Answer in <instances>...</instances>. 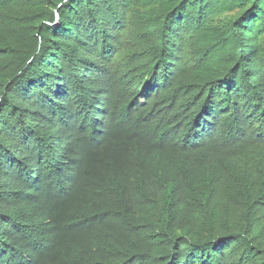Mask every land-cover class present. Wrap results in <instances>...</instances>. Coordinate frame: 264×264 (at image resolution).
Returning <instances> with one entry per match:
<instances>
[{
  "label": "trees",
  "instance_id": "16d2710c",
  "mask_svg": "<svg viewBox=\"0 0 264 264\" xmlns=\"http://www.w3.org/2000/svg\"><path fill=\"white\" fill-rule=\"evenodd\" d=\"M0 264H264V0H0Z\"/></svg>",
  "mask_w": 264,
  "mask_h": 264
},
{
  "label": "clouds",
  "instance_id": "9594fccd",
  "mask_svg": "<svg viewBox=\"0 0 264 264\" xmlns=\"http://www.w3.org/2000/svg\"><path fill=\"white\" fill-rule=\"evenodd\" d=\"M144 97L147 96L141 95L139 97L141 103H144ZM153 99L159 105L163 113L165 115H170L172 117L173 122H175L176 124L175 127L173 126L170 130L168 129L167 132L162 133L160 135L161 139L169 138L173 142L179 140L188 148L191 147L192 144L198 140V136L200 135V133H198L195 128H193V124H191L193 134L191 137H188L185 133L184 126H182L183 121L175 116L172 111V105L159 102L155 97H153ZM83 114L85 116L86 123L89 124L94 131L100 129V131L104 132L107 129L111 116L117 115L118 113L112 114L110 111L108 97L106 95L104 96L102 94H99L95 95L94 97L87 98L84 101ZM200 124L202 130H209V121H199V125Z\"/></svg>",
  "mask_w": 264,
  "mask_h": 264
}]
</instances>
